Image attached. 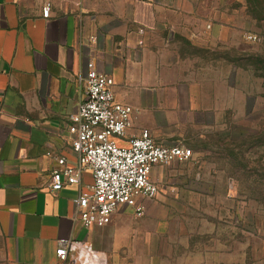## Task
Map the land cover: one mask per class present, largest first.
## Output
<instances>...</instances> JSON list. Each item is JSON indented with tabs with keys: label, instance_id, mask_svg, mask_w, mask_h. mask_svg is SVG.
<instances>
[{
	"label": "crops",
	"instance_id": "crops-1",
	"mask_svg": "<svg viewBox=\"0 0 264 264\" xmlns=\"http://www.w3.org/2000/svg\"><path fill=\"white\" fill-rule=\"evenodd\" d=\"M45 1L0 0V237L6 256L12 264H171L161 254L170 227L160 222L176 193L168 166L153 168L160 193L142 201L141 217L123 205L107 225L92 227L75 220L74 205L93 185L91 171L56 193L51 176L59 157L78 165L68 117L84 98L78 78L91 60L114 80L115 100L133 109L120 146L143 130L161 145H202L204 133L225 120L228 90L236 87L224 73L211 72L227 69L226 61L211 66L184 43H209L213 36L225 45L220 33L229 9L206 0H49L50 18L44 19ZM61 240L73 242L66 262L56 254Z\"/></svg>",
	"mask_w": 264,
	"mask_h": 264
},
{
	"label": "rangeland",
	"instance_id": "rangeland-1",
	"mask_svg": "<svg viewBox=\"0 0 264 264\" xmlns=\"http://www.w3.org/2000/svg\"><path fill=\"white\" fill-rule=\"evenodd\" d=\"M206 1L229 9L225 45L213 36L184 44L211 66L226 61L211 72L236 92L228 90L220 127L189 147L192 159L168 166L176 193L160 220L170 227L161 254L171 264H264V0ZM0 264H12L1 237Z\"/></svg>",
	"mask_w": 264,
	"mask_h": 264
},
{
	"label": "built area",
	"instance_id": "built-area-1",
	"mask_svg": "<svg viewBox=\"0 0 264 264\" xmlns=\"http://www.w3.org/2000/svg\"><path fill=\"white\" fill-rule=\"evenodd\" d=\"M50 13L47 0L42 17L49 19ZM78 82L84 88V98L77 111L69 115L67 126L78 165L68 166L66 159L59 157L50 190L56 193L66 184H77L82 172L89 170L93 185L74 200L76 221L84 227L107 225L123 205L132 207L141 217L145 211L142 201L160 193V186L151 177L153 168L186 163L193 153L184 145L157 143L148 130L130 138L127 146H120L117 139L124 138L131 128L133 109L115 100L114 80L99 72L91 60ZM72 244L70 240L59 241L56 254L61 261L68 260Z\"/></svg>",
	"mask_w": 264,
	"mask_h": 264
}]
</instances>
